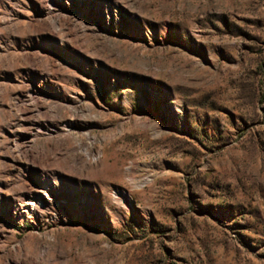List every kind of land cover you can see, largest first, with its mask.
Instances as JSON below:
<instances>
[{"label": "rangeland", "instance_id": "374dc122", "mask_svg": "<svg viewBox=\"0 0 264 264\" xmlns=\"http://www.w3.org/2000/svg\"><path fill=\"white\" fill-rule=\"evenodd\" d=\"M8 263L264 264V0H0Z\"/></svg>", "mask_w": 264, "mask_h": 264}, {"label": "bare ground", "instance_id": "6f19581e", "mask_svg": "<svg viewBox=\"0 0 264 264\" xmlns=\"http://www.w3.org/2000/svg\"><path fill=\"white\" fill-rule=\"evenodd\" d=\"M49 188V185H47L45 186V189L39 191V193L25 191L23 194L27 196V198L20 197L18 199H13L11 209L7 208L4 210L1 215L2 219H6L9 216L13 217L14 215H22L28 211H30L32 215L37 214L39 216H43L50 210L54 211V209L61 210L64 208L63 204H65V201L56 202V200L51 196Z\"/></svg>", "mask_w": 264, "mask_h": 264}]
</instances>
